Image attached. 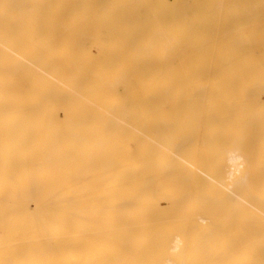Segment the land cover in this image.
<instances>
[{"label":"bare ground","instance_id":"6f19581e","mask_svg":"<svg viewBox=\"0 0 264 264\" xmlns=\"http://www.w3.org/2000/svg\"><path fill=\"white\" fill-rule=\"evenodd\" d=\"M0 264H264V0H0Z\"/></svg>","mask_w":264,"mask_h":264}]
</instances>
